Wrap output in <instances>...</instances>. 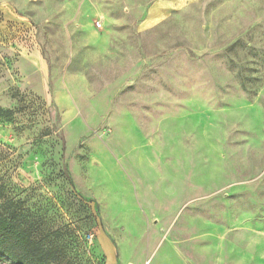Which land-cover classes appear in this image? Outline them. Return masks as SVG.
Returning a JSON list of instances; mask_svg holds the SVG:
<instances>
[{
	"label": "rangeland",
	"instance_id": "rangeland-1",
	"mask_svg": "<svg viewBox=\"0 0 264 264\" xmlns=\"http://www.w3.org/2000/svg\"><path fill=\"white\" fill-rule=\"evenodd\" d=\"M0 210L64 264H264V0H0Z\"/></svg>",
	"mask_w": 264,
	"mask_h": 264
},
{
	"label": "trees",
	"instance_id": "trees-1",
	"mask_svg": "<svg viewBox=\"0 0 264 264\" xmlns=\"http://www.w3.org/2000/svg\"><path fill=\"white\" fill-rule=\"evenodd\" d=\"M0 256L12 264H64L72 260L60 256L54 247H46L33 238L31 229L25 228L0 210Z\"/></svg>",
	"mask_w": 264,
	"mask_h": 264
},
{
	"label": "built area",
	"instance_id": "built-area-1",
	"mask_svg": "<svg viewBox=\"0 0 264 264\" xmlns=\"http://www.w3.org/2000/svg\"><path fill=\"white\" fill-rule=\"evenodd\" d=\"M102 25H101V23H98V27H101Z\"/></svg>",
	"mask_w": 264,
	"mask_h": 264
},
{
	"label": "crops",
	"instance_id": "crops-1",
	"mask_svg": "<svg viewBox=\"0 0 264 264\" xmlns=\"http://www.w3.org/2000/svg\"><path fill=\"white\" fill-rule=\"evenodd\" d=\"M157 15V14H156Z\"/></svg>",
	"mask_w": 264,
	"mask_h": 264
}]
</instances>
